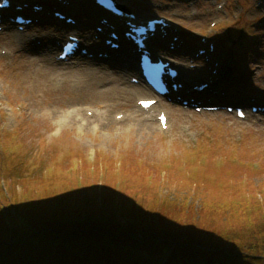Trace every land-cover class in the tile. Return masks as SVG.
<instances>
[{
	"label": "rangeland",
	"instance_id": "1",
	"mask_svg": "<svg viewBox=\"0 0 264 264\" xmlns=\"http://www.w3.org/2000/svg\"><path fill=\"white\" fill-rule=\"evenodd\" d=\"M46 1L50 4L53 0ZM121 1L141 19L162 17L175 28L167 38V47L176 36L175 45L180 41L181 44L174 53L159 52L158 56L180 65L186 72L185 81L212 80L207 93L210 95L197 97H208L218 104L242 102L238 104L246 107L250 98L264 102V0ZM71 12L75 13L74 9ZM79 18L82 24L73 31L81 35L83 44L89 45L96 60V54L102 53L97 51L101 42L92 25L98 22L85 16ZM46 24V20L37 23L32 33L44 27L55 29ZM32 36H26L28 42L20 47L13 28L7 26L0 33V225L13 216L20 220L18 209L31 200L33 192L39 189L45 198L58 195L74 175L78 176L75 183L86 187L107 183L105 186L112 187L117 199L129 195L135 200L156 197L159 201H185L193 210L202 203L214 205L212 201L238 198L243 201L241 208L250 204L252 197L264 193L260 190L264 188V174L248 170L264 172V115L250 114L240 120L223 110L196 113L165 101L166 128L158 124L155 111L151 131L131 129L129 123L120 120L132 106L138 108L139 97L125 100L123 105V100L104 90L107 85L88 80L81 66L75 69L76 64L82 65L85 60L94 65L103 63L76 55L67 63L69 69L66 64L52 67L39 55L42 50H51V57L55 58L57 35L51 34L50 47L43 33ZM204 37L215 45L211 57L200 56L194 69L189 59H176L189 55L187 50L195 57L197 50L204 48L200 42ZM31 59L34 64L29 63ZM36 66L40 67L39 73ZM215 67L221 74H212ZM138 113L144 116L146 111ZM73 116L76 118L68 122L67 118ZM107 117L112 122H105ZM63 121L66 125L59 128ZM242 165L249 168H236ZM230 172L232 177L228 176ZM254 184H258L256 188ZM228 211H237L232 215L222 212L232 219L241 213ZM255 214L252 218L256 221ZM208 215L204 219L206 224L217 226L222 214L212 209ZM190 221L193 222H187ZM112 248L108 253L88 252L82 244L79 250L71 249L63 255L72 257L73 262L82 260L83 264L92 263L90 257L83 255L96 252L115 264L140 261H131L127 257L131 255L129 251L127 256L117 257V248Z\"/></svg>",
	"mask_w": 264,
	"mask_h": 264
},
{
	"label": "trees",
	"instance_id": "2",
	"mask_svg": "<svg viewBox=\"0 0 264 264\" xmlns=\"http://www.w3.org/2000/svg\"><path fill=\"white\" fill-rule=\"evenodd\" d=\"M75 177L58 195L45 198L39 189L33 192L31 200L18 209L20 220L13 216L0 225V264H83L63 255L82 244L88 252L108 253L116 247L117 257L129 251L131 261L140 260L134 264H264V193L241 208L243 201L238 198L202 203L193 210L185 201L135 200L129 195L117 199L107 183L86 187L76 184ZM212 209L222 214L217 226L204 221ZM233 209L241 211L234 219L222 213L235 214L228 211ZM98 252L83 256L90 257V264H115L100 258Z\"/></svg>",
	"mask_w": 264,
	"mask_h": 264
},
{
	"label": "bare ground",
	"instance_id": "3",
	"mask_svg": "<svg viewBox=\"0 0 264 264\" xmlns=\"http://www.w3.org/2000/svg\"><path fill=\"white\" fill-rule=\"evenodd\" d=\"M53 4H54V6L60 7V8H63L66 6V5H63L59 1H55ZM88 10H90V9L88 8ZM39 12H41V10ZM39 12H37V16L40 14ZM30 13L32 15H34L33 12L30 11ZM74 14L78 17H80L82 14L84 16H86V14L83 11H82V13L80 11H75ZM54 21H57V19L54 18ZM121 21L123 23V18L121 19ZM69 28H70L69 25H66V24L60 25L56 31H61V32L58 33L57 35L65 36L66 34H69L68 33V32H70V31H68ZM106 28L107 27H105V29ZM127 28L128 27H126L124 25L121 27V30H124ZM163 28L166 29V27H163ZM35 30L37 31L38 34L43 33L45 35L47 43L49 44L48 47H50L53 43V37L51 36V34L54 32L52 31V29H50L49 27H44V28L35 29ZM115 30H117V29H115ZM15 36L17 39H19L23 43V44H20V47H24L26 42H28L27 39L23 36V34L16 33ZM168 37H169V35H165L163 37V39H167ZM42 39H44V38L42 37ZM174 43H175V41H174ZM98 49H99V51H102L103 53L108 54V59L98 58L95 60V58H94L95 61L101 62L104 65L103 64H100V65L97 64L98 65L97 66V65L92 64V61L85 60L84 63L82 62L83 66L79 62L78 64L75 65L76 68L75 67L74 68L77 69L78 67L81 66L80 69H82V71L84 73V77L87 76L89 78L88 80L96 81V82L98 81V82H101L102 84L107 85V86H105L104 90L106 92H108L109 94L112 93L114 95L113 97L117 96L116 98L120 99V101L123 100V105H126L124 103L125 100L131 101L132 98H134V97H139V99H147V98L149 99L147 93L142 90L140 85L131 84V83L126 82V76H127V78L130 79L131 77H135V74H136V71H135L136 69H135V65H134V53L130 52V53H132V55H131L129 53V51H127L125 49V51L123 52L125 54L122 57L120 54H116L115 51L111 50L110 48H108L105 45L103 46L102 44L98 46L97 51H98ZM187 52L190 53V50H187ZM52 53L53 52L51 50L49 52L42 50L40 53L41 55H39V57L41 59H43V61H45L49 65H52V67L57 66L58 64L62 65V63L59 60L51 57ZM207 53L211 57V53L208 51H207ZM7 55H9V54L7 53ZM198 59H200V57H198L197 60ZM33 61L34 60L31 59V60H29V63L34 64ZM65 68L69 69L68 66H65ZM65 68L63 67V69H65ZM36 69H37V73H39L38 71H39L40 67L36 66ZM215 69L218 70L217 67H215ZM125 70L128 72L123 73V71H125ZM179 72H181L180 74L182 75L183 79H182L181 75H179V76L177 75L176 78H179V81L181 83L186 84L187 81L184 80V76L186 75V72L183 71V68ZM128 73L131 74V76ZM219 74H221V71L219 72ZM55 84L56 83H54V86H55ZM35 85H37V81L35 82ZM208 88H209V86L207 87V89H205L206 91L204 90L205 92L203 95H206V96L210 95V94H207V93H209ZM193 95L197 96L194 92H193ZM152 108L155 111H157L156 115H158V113L160 111L164 110V107L161 104L155 105ZM147 110L149 111V108ZM138 111H142V108L141 107L136 108V107L132 106L130 108L129 114H124L120 121L129 123L130 124L129 128H131V129L134 128L135 130H138V131L140 130L143 132L151 131V129H153L155 126L154 120H153V115L150 114V112H148L146 115L142 116L143 114L138 113ZM74 117L76 118V116H73L72 118H67V121L71 122V120H73ZM105 117H104V115L101 116V118H103V119ZM107 121L112 122V120H110L109 117H107V120L105 122H107ZM65 125L66 124L63 121V124L61 126L58 125V127L61 128L62 126L64 127ZM95 126L100 127L99 124H96Z\"/></svg>",
	"mask_w": 264,
	"mask_h": 264
},
{
	"label": "snow or ice",
	"instance_id": "4",
	"mask_svg": "<svg viewBox=\"0 0 264 264\" xmlns=\"http://www.w3.org/2000/svg\"><path fill=\"white\" fill-rule=\"evenodd\" d=\"M148 103H150V102H145V106H146V107L148 106ZM161 120H162V122H163V117H161Z\"/></svg>",
	"mask_w": 264,
	"mask_h": 264
}]
</instances>
